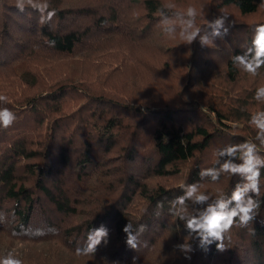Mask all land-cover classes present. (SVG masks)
Listing matches in <instances>:
<instances>
[{
	"label": "trees",
	"instance_id": "1",
	"mask_svg": "<svg viewBox=\"0 0 264 264\" xmlns=\"http://www.w3.org/2000/svg\"><path fill=\"white\" fill-rule=\"evenodd\" d=\"M192 1L207 7L196 20L202 30L226 16L227 34L208 47L163 33L160 10L173 5L165 12L174 17L187 9L168 0H48L55 15L46 23L41 12H20L16 0H0V77L6 78L0 96L7 98L0 108L16 114L9 128H0V258L11 253L23 264H264V203L249 228L231 229L225 251L215 242L201 249L193 240L189 260L175 248L188 232L169 213V202L183 185L200 180L216 148L254 140L249 121L264 111V102L254 99L264 87V67L253 76L231 59L264 23V0ZM117 37L152 44L167 57L185 53V82L172 87L171 97H159L141 71L121 85L103 74L101 61L89 68ZM60 57L72 58L71 74L41 81L34 63L48 69L49 60ZM85 73L96 83H86ZM108 84L127 90L110 92ZM259 151L264 155V146ZM239 179H205L201 191L230 195ZM100 225L109 230L107 244L77 254L90 228ZM128 237L137 241L135 249Z\"/></svg>",
	"mask_w": 264,
	"mask_h": 264
},
{
	"label": "clouds",
	"instance_id": "2",
	"mask_svg": "<svg viewBox=\"0 0 264 264\" xmlns=\"http://www.w3.org/2000/svg\"><path fill=\"white\" fill-rule=\"evenodd\" d=\"M16 7L20 12H24L26 7L41 12V23L50 21L55 15L54 10L48 11V0H16ZM172 7L173 5H165L159 12L162 31L170 38L179 35L187 44L199 40L202 47H208L228 32V27L225 26L226 16L208 21L207 30H202L196 24L200 15L196 7L188 6L184 12L170 17L165 9ZM231 59L238 69L253 76L258 74L259 69L264 67V23L254 26L250 45ZM6 99L5 96H0V102H6ZM254 99L264 102V87L256 89ZM15 120L16 114L11 109L0 108V128H9ZM249 124L256 129L254 140L216 148V159L212 166L200 170V180L183 185L182 194L169 202V213L182 222L188 232L184 242L175 245L186 259L190 260L195 251L193 240L198 241L197 247L201 249L207 250L215 242L218 251H225V241L230 239L231 229L234 226L249 228L259 215L261 204L264 203L260 198L264 155L259 151V147L264 146V111L252 115ZM225 175L240 178L230 195L221 192L213 196L201 191V181L207 179L215 183ZM163 207V201L157 203L158 209ZM127 228L128 225L124 229L126 233ZM250 231L255 233L254 228ZM108 236L109 230L104 225L90 228L85 244L77 249V254H94L102 242L107 244ZM126 243L130 248L137 247V241L129 237ZM0 264H23V261L9 253L0 258Z\"/></svg>",
	"mask_w": 264,
	"mask_h": 264
},
{
	"label": "rangeland",
	"instance_id": "3",
	"mask_svg": "<svg viewBox=\"0 0 264 264\" xmlns=\"http://www.w3.org/2000/svg\"><path fill=\"white\" fill-rule=\"evenodd\" d=\"M168 1L174 2L177 7H196L200 13L198 16L199 20H203L202 15H205L204 12L208 11L205 4H202L201 8H199L192 0ZM176 38L179 42V35H177ZM102 52V58L92 59L88 63V67L90 68L92 62L98 64L101 61L102 66L100 67V70L103 74L116 76L118 83L120 84V82H122L121 85L125 83L131 74L141 71L146 75L145 84L149 87L151 92L157 93L159 97H171L173 94L172 87H179L185 82L184 76L186 70L182 63L186 58L185 53H173L167 57L162 51H160L161 54L157 52L156 47L152 44L144 45L127 42L125 39L119 37L109 41ZM71 59L72 58L70 57L53 58L49 60L51 65L48 69L41 62H35L34 64L37 65V72L40 74L39 79L48 84L51 80L60 79L65 77L66 74H71L72 69L69 65ZM85 78L87 79L86 83H96L92 79L94 78L92 74L89 76L85 73L84 79ZM0 79H5L0 80L1 86L5 83L6 78L0 77ZM9 87L15 89V86L9 85ZM104 87L109 91L111 90L110 92H119V94L127 90L126 88L122 90L120 86H115V88L109 84ZM26 93H28L27 90ZM0 142H2L1 139Z\"/></svg>",
	"mask_w": 264,
	"mask_h": 264
}]
</instances>
